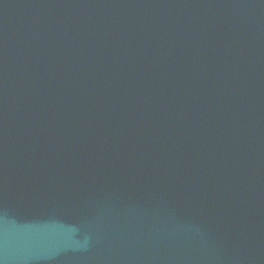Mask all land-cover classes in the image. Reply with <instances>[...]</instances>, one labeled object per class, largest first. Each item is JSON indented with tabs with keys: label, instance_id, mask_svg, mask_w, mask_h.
Wrapping results in <instances>:
<instances>
[{
	"label": "water",
	"instance_id": "1",
	"mask_svg": "<svg viewBox=\"0 0 264 264\" xmlns=\"http://www.w3.org/2000/svg\"><path fill=\"white\" fill-rule=\"evenodd\" d=\"M0 264H264V0H0Z\"/></svg>",
	"mask_w": 264,
	"mask_h": 264
}]
</instances>
